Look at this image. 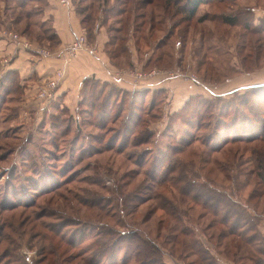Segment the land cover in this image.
Wrapping results in <instances>:
<instances>
[{
	"label": "rangeland",
	"instance_id": "374dc122",
	"mask_svg": "<svg viewBox=\"0 0 264 264\" xmlns=\"http://www.w3.org/2000/svg\"><path fill=\"white\" fill-rule=\"evenodd\" d=\"M72 3L77 10L84 8L83 17L89 16L84 20V26L91 37L95 24L98 26L109 21L106 25L113 28L119 26L121 18L120 26H123L124 33H120L122 39L117 47L123 50L128 43L131 47L138 45L140 51L139 54L135 53L136 63L131 68L126 66L127 54L119 47L117 52L121 56L114 61L125 65L120 69L137 67L148 72L156 70L157 73L148 79L152 80L150 84H146L147 80L138 86L152 84V90L164 87L167 97L158 93L154 110L148 113L150 97L142 103L137 98L136 103L140 106L135 109L131 96L118 86L109 82V85L95 83L92 90L94 99L98 96L96 92L99 86L115 94L113 100L118 101L117 110L113 109L111 117L122 111L126 116L119 121L101 117L104 107L88 109L87 113L82 111L80 117L76 114L77 107L73 110L68 108L70 111L67 109L66 113V110L57 111L56 104H51L49 107L52 111L50 109L51 112L45 113V109L42 110L37 104L36 97L26 99L20 106V101L18 104L15 98L7 100L2 108L0 103V264H119L127 246L124 237L132 231L153 240L161 248V256L167 264L175 260L189 264L197 259V255L190 251L189 239L183 237L186 244L181 245V238H177L178 226V230L173 228L171 231L165 227L176 222L160 207L153 209L161 202L155 204L151 200L138 205L140 199L149 198L154 192L161 193L164 200L170 201L181 219L180 223L193 228L194 235L204 240L215 253L214 243L208 241L205 228L213 222L215 226L206 231L212 234L218 233L224 228L223 225L211 212L189 199H186L185 207L171 183L166 184L169 187L156 183L160 178L167 177L168 169L163 172V167H158L155 183L147 179L146 172L153 173L157 154L168 152L170 161H163L162 165L179 166L180 163L184 184L191 180L189 185H197L199 190L207 189L204 190L207 197L210 193L214 194L204 181L209 180L224 197L233 194L236 200L246 201L254 186V175L246 174L254 172V163L250 161L252 153L245 147L250 148L258 142H238L234 145L242 148L238 155L241 157L242 172L238 180L230 181L219 171L209 173L214 167L213 160L224 163L226 157L222 152H214L202 141L211 136L217 121L222 123L219 129L222 132V121L230 122L234 111L242 115L248 110L242 104L243 99L249 100L248 106H253L264 117V89L257 90L258 95L252 91L234 89L252 83L244 78L243 73L257 71L261 76L259 80L264 82V53L260 54L256 47L261 44L264 49V32L252 31L258 20L264 18V0L206 1L200 5L194 19L189 18L188 21L183 20L188 16V10L185 13L180 8L186 5V0L180 5H172L168 13L161 11L157 1L144 9L135 8L133 13L129 11L133 9L132 0L126 6L122 5V8L128 9L122 16H117L119 8L111 7V0L104 3L100 0H73ZM247 5L254 7L255 25L245 26L247 14L240 15L241 22L236 24L225 22L227 14ZM44 7L43 0L29 2L23 7H19L16 1L4 0L0 3V27L13 29L20 34L28 27V39L48 43L42 41L50 28ZM152 10L154 16L157 15L153 21L150 17L144 21L136 17L142 12L151 14ZM135 19H138L139 25L134 22ZM151 22L156 24L153 35L149 33ZM110 32L111 35L116 34L114 30ZM166 34H169V38L162 43L160 40ZM148 58H152V61L146 66ZM174 70H180L184 75L174 74L170 77V72ZM165 75L169 78L160 79ZM190 75H196L199 82L191 81ZM251 76H255L253 80L257 78V75ZM128 83L133 85L130 81ZM182 93L184 95L180 100L176 98ZM220 94L223 96H217ZM191 96L198 97L196 101L200 102L202 112L207 113L204 118L205 113L194 120L193 125H188L186 121L172 118V115L183 106L184 98ZM220 110L224 115L220 114ZM210 113L213 114L210 116ZM129 115L140 116L135 120L140 123L134 127L139 139H145L149 134L154 136L141 147L136 148L131 144L129 151L124 153L119 154L116 149L107 150L106 141L114 130L123 128L124 118ZM181 115L185 120L188 118L185 113ZM232 135L233 132L228 133V136ZM193 139L198 140L185 152L175 154L166 149L169 145H185V142ZM143 150L150 152L143 166L135 159H129V153L138 155ZM233 156L231 154L229 157ZM200 160H209L210 163L203 164ZM168 176H177V173ZM249 207L252 214L254 211L263 214L264 196L253 199ZM183 208H187V216L181 214L180 211H185ZM244 215L249 214L244 211ZM261 218L260 224H263L264 216ZM160 220L164 223L161 229L158 228ZM114 241L120 247L123 245L115 256L112 254ZM132 251L133 248L127 254L131 255ZM130 264L138 262L133 259Z\"/></svg>",
	"mask_w": 264,
	"mask_h": 264
},
{
	"label": "trees",
	"instance_id": "16d2710c",
	"mask_svg": "<svg viewBox=\"0 0 264 264\" xmlns=\"http://www.w3.org/2000/svg\"><path fill=\"white\" fill-rule=\"evenodd\" d=\"M2 1L4 2V0ZM13 1H16L19 7H23V5H26L29 2H37L39 0H13ZM43 1L46 5V0H43ZM104 1L105 0H100V2H103V3ZM112 1H113V6L111 7L119 8L117 10L119 12L117 16H122L128 11L127 8H122V5L126 6L128 2H131L132 0H111V2ZM135 1L136 0H133V6H132L133 9L129 10V11H133V13L136 11L135 8L139 10L144 9L148 5H153L154 2L156 1L158 3V6L161 8V11L164 10L165 13H168L169 8L172 5L173 7L180 5L183 0H163V1L162 0H138L136 2ZM206 1L212 2L214 0H186V5L184 4L185 6H180L183 12L185 11V13H187L186 10H188V16H185L183 20L188 21L189 18L194 19V16L196 15L198 8L200 7L201 4L205 3ZM217 1L223 2L225 0H217ZM116 5H119L120 7ZM185 7H187V9H185ZM83 9L84 8H82V10L79 9L80 10L79 13L82 14L84 12ZM121 9H124V10H121ZM142 13L143 14H138V16L136 17H141L143 21L145 20L146 17H150L151 21L157 18V15L154 16L153 10L151 11V14H144L145 12H142ZM242 14L244 15L247 14V21H246L247 24H245V26L246 27L248 26L250 27V25L253 26L255 10L252 5L241 6L240 10L230 12V14H227L225 16V22L230 23V24H236L238 22H241L240 15ZM167 15H171V14H167ZM87 17L89 18L88 15H86V17L82 16L83 23H84V20L87 19ZM257 19H260V18H257ZM258 21L259 23L256 25L254 24L255 26H253V30H252L253 33L264 32V18H261ZM108 22L109 21L104 22V25L106 26V29L108 30V33H109V40L107 41V44H106L107 54L111 57V60L115 64V66H117L118 68H122L125 65H120L119 62L114 61L115 59H119L121 56L117 52V49L119 47V46L117 47V45L120 39H122V37L120 36V33H124V30L122 28L123 26L122 27L120 26L121 18L119 20V26H114L113 28L112 26L111 28H108V25H106ZM134 22L138 24V19L137 20L135 19ZM13 23L14 22H12V24ZM143 23L144 22H142V24ZM155 28H156V24L151 22V26L149 30V33L151 35H153ZM48 29H49L47 30L48 34L43 36L44 40H42L48 43H42L41 41H38V42L41 45L45 44L49 46L50 48H56L60 42V39L52 28H48ZM111 30H114L116 34L111 35L110 34ZM21 32L22 33L25 32L28 35V27L23 29ZM125 36L129 37L128 34H126ZM87 38H89L90 40L93 39V37H91L89 34V30L87 32ZM168 38H169V34H166L160 41H162V43H166L167 41L166 39ZM124 47L125 48L123 50L121 47L119 48L121 51L127 54L128 62L126 66L128 68H131L135 66V63H136L133 58V51H131L132 47L128 43H126ZM157 47H158V44H157ZM256 47H257V50H259L258 52L260 54L264 53V49L261 48V44ZM134 48L139 54L140 48H138V45L134 46ZM150 61H152V58H148L145 65L146 66L150 65L151 64ZM10 73L13 75H10ZM98 82L99 83L101 82L102 84H105V85H109V83H112L118 86L122 92L124 91L126 94L131 96L132 101H133L132 103L135 109H139L137 107L140 106L139 103H136L137 98L140 99L141 100L140 102L142 103V101L150 97V102H149L150 110L148 111V113H151V111L154 110V107L157 101L156 95L158 93L164 94L167 97V89L164 87H159L157 89L152 90L151 86L131 85L129 88L127 86L118 84L116 81L114 82L103 81V80L95 78L94 76H91L83 80L81 99L79 100L77 104V108H76V114H78L79 116L81 115L82 111L87 113L89 112L88 109L93 108V110H98L104 107L101 117L104 116V117H107V119H110L112 118L111 113L113 109L114 111L117 110L116 104L118 103V101L113 100L115 97L114 96L115 94L114 93L112 94L111 92H107L104 86H99L100 88L96 92L98 96L95 97V99L93 98L92 90L95 87L94 84L97 83L96 85H98L99 84ZM19 89H20V85L17 83L14 72L8 71L6 73V76L4 75L3 77L0 78V103L2 104L1 108L3 107L4 104H6L7 100L9 101L12 98H15V99L19 98L20 96V93L18 92ZM259 89H264V83L259 84V85H252L251 87L244 88L243 90L245 92L252 91L253 94L258 95L257 90ZM217 96H223V95L220 94ZM101 98L103 99L102 102L99 101ZM196 98L198 97L191 96L187 100H185L183 106L179 110H176L174 112V114L172 115L174 117L172 118H177L182 121H186L188 125H193V121L196 119H200L205 113L203 116L204 118L207 112H202V108L200 107V102L197 103ZM60 99L61 98L59 97V99L54 103V105L55 104L57 105L56 110L57 111L66 110L67 111L66 113H68L69 107H67L66 105H61V103L59 102ZM248 103H249V100L243 99L242 104L246 105L248 110L242 113V115L234 111L233 115L230 118L231 119L230 122L222 121L224 123L222 132H220L221 130H219L220 125L222 123L221 121H217V123L215 124V129L213 133L211 134V136H209L206 139H203L202 141L205 146H207L214 152H222L224 156L226 157L224 163L218 162L217 160H213L212 162H213L214 167L211 171H209V173L214 174L216 171H219L225 176L226 179L230 181L238 180L239 175L242 172V162L240 161L241 157L240 158L238 157L242 148L241 147L236 148L234 145H236V143L238 142L239 143L243 142V143H248V144L258 142L256 145L254 144L250 146V148L245 147L247 151L249 150L250 153H252V157L250 158V161L254 163V172H248L246 174V175H254V179H253L254 186H252L249 192V195L246 198V201H245L246 203L236 200L233 194L228 195V198L230 200L227 197H224L223 193L220 192V189L217 190L214 187L213 183L210 184L211 182L209 180H204V181L209 184L208 186L212 189L214 194L210 193L207 195V197H205L204 195L205 194L204 190H207V189L199 190L197 189V185H194V184L189 185L188 182H190L191 180L190 181L187 180L186 182L187 184H184V181H185L184 177L180 173L181 172L180 163H179V166L178 165L169 166V164H167V166L165 164L162 165L163 161H166V160L170 161L169 160L170 155L168 152H162L163 155L157 154L154 158L153 173L146 172V176L148 175L147 179H150L151 183H155L156 181L155 173L158 167L162 166L163 172H165L164 169L166 170L168 169L166 171V173L168 172V174H166L167 177L160 178L156 183L161 184L163 187H169L166 184L171 183L170 185L173 188V190L178 191V193L180 194V202L182 204L184 203V206L186 205V199H189L190 201H193L196 204L201 205L203 208L211 212V214L216 217L217 222L218 223L220 222L224 227L220 231H218V233H212V234H208L206 231H208L211 227L215 226L213 222H210V224H208L205 228V233L208 235L207 237L208 241L211 244H212L211 241H213L214 243L213 250H215V253H216L215 254L211 251L212 250L211 247L209 245H206L204 240H201L200 238H197L194 235L193 228H189L180 223L181 219L176 213L174 207L171 205V202L164 200V197L161 193L154 192L152 196H150L149 198L140 199L138 203L139 206L151 200L155 204L157 203L159 204V202H161L159 205L153 207V209L160 207L167 215L174 218V221L176 222V224L174 225L169 224L168 226H165V227L169 231H171V229L173 228L176 230L180 228L178 230L179 233L177 234V238H181L180 239L181 245L184 246L186 244L184 243L185 241L182 240L183 237L189 239L188 244H189V247L191 248L190 251H192V253H195L197 255V259L192 260V262H190L189 264H195V263L219 264L218 257L222 255L234 261L236 264H264V233L260 229V221L262 219L261 217L264 216V213L258 214L257 212L254 211L255 213L253 212L252 214V210L249 207V203L253 199L255 198L261 199L264 196V117H261L260 113L256 112L253 109V106H248ZM50 109L51 108H46L44 112L48 113ZM208 109H210V107ZM222 111L223 110H220V114L224 115ZM135 113H138V115L140 114L139 112H133V114ZM182 113H185L188 116L186 120L181 115ZM211 114L213 113H210V116ZM124 116H125L124 111H122L116 114V116H114V118L112 119H116L119 121ZM139 117L140 116H137V115L135 116L129 115L128 118H124L126 119V121H124L123 128L120 130H114L115 132L106 141V146L108 147L107 150L114 151V149H116V152L120 154V153L129 151L131 144H133L134 147L138 148V147H141L143 144L150 142V139H152L154 135L149 134L145 137V139H139L135 133L136 129L134 127L140 123V121L136 122L135 120H138L137 118ZM72 118L74 119L73 115H72ZM229 132H233V135L228 136ZM140 137H143V136H140ZM102 140H105V137H102ZM197 140L198 139H193L192 141L185 142V145H183L184 143L182 144L183 146L179 145V146L173 147L169 145L166 147V149L175 154H179L181 152H185V150L189 148L190 146H192V144L196 142ZM228 145H231V146L225 149ZM144 149H147V148H144ZM147 151L148 150H143L138 155L137 154L135 155L129 152L127 153H129L128 154L129 159H135L136 163L143 166L146 163L147 157L150 153ZM231 154H234L233 158L229 157ZM200 162L203 164L210 163L209 160H206L204 162L200 160ZM185 167L186 166H184V168ZM195 167H196V164H195ZM235 169L236 171H234ZM172 173H177V176H171V177L168 176ZM208 178L210 177L208 176ZM175 201L177 200L175 199ZM183 209H185V211L183 212L180 211L181 214H184L185 216H187V213H186L187 208H183ZM244 211H247L249 215L245 216ZM163 227H164L163 220H160L158 228L161 229ZM125 237H124V240L126 241V244H127L126 251L124 253L125 255L122 258V261H121L122 263H119V264H130V261H132L133 259H135L138 262V264H167L166 262H164V259L161 256V253H162L161 248L155 242H153V240L150 241L146 238H143V236L140 235L136 231L130 232L129 235ZM117 241H114V243L112 244L113 256L116 255V251H119L120 249L123 248L122 247L123 245H121L122 247L121 248L120 245L117 243ZM131 248H133V251L131 255H128L127 253L129 252V250H131ZM187 254H189V256L191 255L190 253H187ZM129 259L130 261H128ZM87 263L96 264L95 262L94 263L87 262Z\"/></svg>",
	"mask_w": 264,
	"mask_h": 264
},
{
	"label": "crops",
	"instance_id": "0c3cea01",
	"mask_svg": "<svg viewBox=\"0 0 264 264\" xmlns=\"http://www.w3.org/2000/svg\"><path fill=\"white\" fill-rule=\"evenodd\" d=\"M73 0L68 5L60 3L59 0H46L44 7L45 15L49 21V27L52 28L58 35L60 42L56 48H51L55 53L51 57H43L38 55L32 49L20 48L17 43L2 36L0 28V77L6 76L8 71L14 72L17 83L20 85L18 92L20 101L24 102L26 99L31 100L36 97V92L43 84V82L57 69L62 68L65 72L64 80L61 82L58 94L61 98L59 102L61 105H66L70 109H75L79 100L81 99V92L83 87V80L87 77L94 76L103 81H116L118 84L130 88L131 84L128 79L119 80L115 73L118 69L112 62L111 57L107 54L106 44L109 40V33L104 23L99 24L93 29V39L88 38L91 48L95 49V53L88 50H82L77 57L69 58L65 53L66 46L73 42L77 35L81 34L85 28L82 15L79 10L75 9ZM3 1L1 0V4ZM257 21V20H256ZM86 32L87 29H86ZM27 36L24 32L23 35ZM133 58L135 60L137 51L134 47ZM4 60H7L4 62ZM259 72L243 73L247 80L252 83L242 84L241 89L251 87L252 85L263 84L259 80L261 76ZM10 75H13L10 73ZM251 75H257L255 80ZM162 76L160 79H166ZM157 79V78H156ZM152 81V80H151ZM150 80L143 83L150 84ZM151 86V85H146ZM11 92V90H10ZM176 95L180 100L182 98ZM185 100L187 98H184ZM33 101V100H32ZM37 104L39 103L36 99ZM51 108V107H49ZM22 109V106H21ZM260 229L264 233V222L260 224ZM219 264H236L232 260H225L224 257H218Z\"/></svg>",
	"mask_w": 264,
	"mask_h": 264
},
{
	"label": "built area",
	"instance_id": "2783aa9c",
	"mask_svg": "<svg viewBox=\"0 0 264 264\" xmlns=\"http://www.w3.org/2000/svg\"><path fill=\"white\" fill-rule=\"evenodd\" d=\"M60 3L64 5H68L71 3V0H59ZM2 36L17 43L20 48L23 49H32L38 55L43 57H51L54 55V51L40 43H36L30 39H28L25 35L20 34L13 29L2 28L1 30ZM82 50H88L91 53H95V49L91 48L86 29L83 32L76 36L75 40L69 43L65 48V53L69 58L77 57L78 54ZM7 60H4L6 62ZM156 70L153 71H145L144 69H138L135 67L134 69H118L115 73V76L119 79H128L134 86H138V84H143V82L147 81L151 76L156 74ZM175 75L182 76L184 75L180 70L171 71L170 77ZM191 81L198 83V77L196 75H190ZM65 72L62 68H57L40 86V88L36 92V99L38 100L39 106L42 110L48 108L51 104H54L59 99L58 90L61 82L64 80ZM1 78V77H0ZM165 78H169L165 75ZM170 264H186L180 260H175Z\"/></svg>",
	"mask_w": 264,
	"mask_h": 264
}]
</instances>
